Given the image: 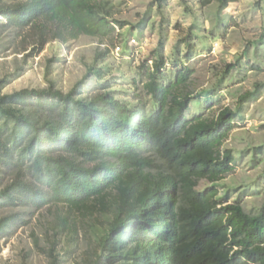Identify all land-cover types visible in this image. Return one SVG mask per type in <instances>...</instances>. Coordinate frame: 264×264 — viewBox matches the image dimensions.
I'll use <instances>...</instances> for the list:
<instances>
[{
	"label": "trees",
	"instance_id": "16d2710c",
	"mask_svg": "<svg viewBox=\"0 0 264 264\" xmlns=\"http://www.w3.org/2000/svg\"><path fill=\"white\" fill-rule=\"evenodd\" d=\"M153 1L160 8L165 0ZM234 1L216 0L218 8ZM107 4L24 0L1 4L0 16L19 28L47 26L44 34L52 31L61 41L82 34L105 38L124 24L111 19ZM107 53L98 52L95 62ZM162 64L156 59L144 84L151 110L110 91L81 97L77 87L83 80L67 93L53 86L0 93V120L10 128L0 138V161L18 152L25 163L0 189V204H63L90 219L99 212L103 223L100 218L92 228L99 250L87 264H264V203L248 214L239 203L217 199L216 183L235 160L223 147L235 124L233 111L188 117L195 97L181 88L192 70L184 66L165 83ZM89 71L104 74L100 67ZM44 97L53 100L51 107L39 101ZM201 179L209 186L199 188ZM14 220L1 218L0 234ZM56 224L70 228L61 215Z\"/></svg>",
	"mask_w": 264,
	"mask_h": 264
},
{
	"label": "rangeland",
	"instance_id": "374dc122",
	"mask_svg": "<svg viewBox=\"0 0 264 264\" xmlns=\"http://www.w3.org/2000/svg\"><path fill=\"white\" fill-rule=\"evenodd\" d=\"M21 1L0 0V5ZM107 5L111 19L124 24L105 38L82 34L61 41L52 31L44 34L47 26L19 28L0 16V93L49 86L67 93L83 80L77 87L81 97L110 91L125 103L151 110L144 84L156 59H163L165 83L188 66L192 74L181 89L195 98L187 116L203 110L213 116L225 107L233 111L235 124L223 147L232 150L235 160L216 183L217 199L256 214L264 203V0H237L221 8L216 0H165L160 8L153 0H108ZM41 35L47 39L42 45ZM105 50V59L95 62ZM91 66L104 74L96 76ZM39 101L48 108L53 103L50 97ZM9 129L1 119L0 138ZM17 153L0 161V189L19 167L25 169ZM209 184L201 179L198 186ZM7 215L15 220L0 234V264H87L99 250L92 230L102 221L99 212L90 219L63 204L36 209L1 203L0 219ZM58 215L67 218L70 228L56 226Z\"/></svg>",
	"mask_w": 264,
	"mask_h": 264
}]
</instances>
